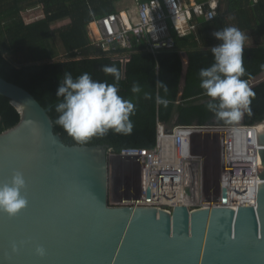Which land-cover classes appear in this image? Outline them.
I'll return each mask as SVG.
<instances>
[{
	"label": "water",
	"instance_id": "1",
	"mask_svg": "<svg viewBox=\"0 0 264 264\" xmlns=\"http://www.w3.org/2000/svg\"><path fill=\"white\" fill-rule=\"evenodd\" d=\"M263 80L264 72L249 85ZM0 94L21 113L0 133V184L22 171L29 201L15 216L0 211V264H264V120L254 124L263 167L256 206L234 209L223 190L222 206L170 213L111 205L109 147L66 143L49 109L1 75Z\"/></svg>",
	"mask_w": 264,
	"mask_h": 264
},
{
	"label": "trees",
	"instance_id": "2",
	"mask_svg": "<svg viewBox=\"0 0 264 264\" xmlns=\"http://www.w3.org/2000/svg\"><path fill=\"white\" fill-rule=\"evenodd\" d=\"M123 0H0V75L28 89L49 109L56 120V96L65 71L74 77L88 72L94 79L113 82V77L102 72L104 65H115L122 73L119 94L131 99L136 112L130 134L109 132L94 137L86 145H106L119 154L127 147L153 148L158 134V123L168 127L175 125L231 126L218 121L206 105L211 99L200 88L199 71L213 63L210 48L219 43L212 35L227 26H236L243 32L251 31L256 43L245 41V79L253 80L264 72V0H220L213 20L194 15L195 29L186 35L172 30V48L153 52L144 39L131 35V48L106 51L98 46L90 35V25L108 14L120 12L118 4ZM144 1V0H137ZM190 2L191 0H187ZM204 3L208 0H195ZM44 6V18L26 23V12ZM65 19L70 23L53 28ZM58 38L65 50L63 58H57L53 39ZM119 54V56H118ZM128 55L123 63L118 57ZM185 57L188 65H185ZM139 83L142 91H131ZM166 86L168 89L165 91ZM250 114L245 112L239 121L255 124L264 120V80L252 87ZM149 94V98L145 97ZM167 100V106L158 100ZM21 120V113L11 98L0 94V133L14 127ZM238 122V123H239ZM68 144L77 143L59 125L54 123Z\"/></svg>",
	"mask_w": 264,
	"mask_h": 264
},
{
	"label": "built area",
	"instance_id": "3",
	"mask_svg": "<svg viewBox=\"0 0 264 264\" xmlns=\"http://www.w3.org/2000/svg\"><path fill=\"white\" fill-rule=\"evenodd\" d=\"M219 6L220 0L204 3L195 0L138 1L134 10L111 13L93 22L95 29L90 27V35L106 51L117 50L118 47L131 48L130 36L134 35L144 39L151 51L159 52L162 48L174 46L172 30L186 35L195 29L194 15L213 20ZM118 58L123 63L129 60L126 54ZM209 129L212 135L220 137L222 165L218 194L212 195L211 200L203 192V158L196 153L194 143L196 135L205 134ZM259 131V125L241 122L231 126L208 127H168L159 122L153 148L127 147L119 154L109 149L110 159H122L130 175L122 187L117 205L150 206L170 213L183 205L196 210L222 206L221 196L225 190L228 206L234 209L242 205L256 206L263 182V167L259 163V151L262 148ZM137 168L138 180L134 181ZM187 187L191 189V195L187 194Z\"/></svg>",
	"mask_w": 264,
	"mask_h": 264
},
{
	"label": "clouds",
	"instance_id": "4",
	"mask_svg": "<svg viewBox=\"0 0 264 264\" xmlns=\"http://www.w3.org/2000/svg\"><path fill=\"white\" fill-rule=\"evenodd\" d=\"M219 43L210 48L213 63L201 68L198 75L200 88L211 99L206 107L218 121L235 124L250 114L251 99L255 93L245 79L244 63L245 32L236 26H227L212 34ZM102 72L113 77V82L94 79L92 74L84 72L74 77L65 71L56 96L61 98L55 105L58 116L54 123L61 126L77 143L85 144L94 137H103L110 131L117 134H130L134 123L131 117L136 105L131 99L119 94V82L123 73L115 66L104 65ZM165 91H167V87ZM131 91H142L139 83H134ZM149 98V94L145 93ZM167 106L168 101L159 99ZM27 180L24 173L15 170L11 178L0 184V211L15 216L28 206L24 195ZM43 255V246L37 248Z\"/></svg>",
	"mask_w": 264,
	"mask_h": 264
},
{
	"label": "rangeland",
	"instance_id": "5",
	"mask_svg": "<svg viewBox=\"0 0 264 264\" xmlns=\"http://www.w3.org/2000/svg\"><path fill=\"white\" fill-rule=\"evenodd\" d=\"M137 1V0H136ZM130 4V0H123L118 4V8L121 11V9H127L128 5ZM132 8L135 9L136 3L133 2ZM132 8H129L127 10H132ZM31 12H26L25 15H29ZM41 14V12L39 13ZM28 19L30 16H27ZM33 18H38L37 15L33 16ZM70 20V19H69ZM70 22L65 21H59L56 22L53 25V28L57 29L60 27H63ZM248 39L247 41L249 43L255 44V37L253 33L245 32ZM246 41V42H247ZM53 50L56 54L57 58H63L65 56V50L61 44V41L58 38H54L53 41ZM250 84V82H249ZM211 129L209 131H206L205 134H198L194 138V143L196 147V153L200 154L203 158V171H204V194L209 197V200H211V196L218 194L219 189V176L222 172L221 169V160H220V137L217 135L211 134ZM127 165L124 163L122 159L113 158L110 159V192H109V203L111 205H117L120 193L122 192V187H124L128 181V177L130 175L127 174ZM138 171L135 169V175H134V181L138 180ZM133 176V175H132ZM133 178V177H132Z\"/></svg>",
	"mask_w": 264,
	"mask_h": 264
},
{
	"label": "crops",
	"instance_id": "6",
	"mask_svg": "<svg viewBox=\"0 0 264 264\" xmlns=\"http://www.w3.org/2000/svg\"><path fill=\"white\" fill-rule=\"evenodd\" d=\"M133 2H135L136 4L138 3V1H136V0H130V4L128 5L127 9L129 8V6H130V8H132V6L134 5ZM135 8H136V7H135ZM127 9H121V11H122V10H127ZM132 10H134V9L132 8ZM28 12H31V13H30L29 15H24V18H25L26 23H32V22H35V21H37V20H39V19H41V18H44V16H45V14H44V6H39V7L35 8V9H32V10H30V11H28ZM40 12H41V14H39ZM35 15H37L38 18H33V16H35ZM27 16H30L29 19H28ZM65 20H67V21L70 22L69 19H65ZM65 20H62V21H65ZM58 22H59V21H58ZM90 27L93 28V29H95L94 23H92V24L90 25ZM246 32H247V31H246ZM248 32H250V31H248ZM95 35H96V34H95ZM97 36H98V35H97ZM246 41H247V40H246ZM247 43L253 45V43H249L248 41H247ZM186 60H187V58L185 57V61H186Z\"/></svg>",
	"mask_w": 264,
	"mask_h": 264
},
{
	"label": "bare ground",
	"instance_id": "7",
	"mask_svg": "<svg viewBox=\"0 0 264 264\" xmlns=\"http://www.w3.org/2000/svg\"><path fill=\"white\" fill-rule=\"evenodd\" d=\"M219 178H220V176H219ZM250 202H252V200H249Z\"/></svg>",
	"mask_w": 264,
	"mask_h": 264
}]
</instances>
